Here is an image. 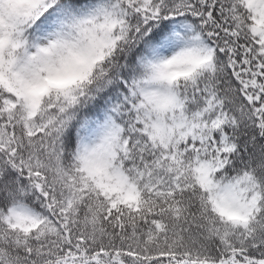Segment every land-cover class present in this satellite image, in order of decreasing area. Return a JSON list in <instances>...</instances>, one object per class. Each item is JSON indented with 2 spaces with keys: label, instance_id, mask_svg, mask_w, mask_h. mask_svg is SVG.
<instances>
[{
  "label": "snow or ice",
  "instance_id": "obj_1",
  "mask_svg": "<svg viewBox=\"0 0 264 264\" xmlns=\"http://www.w3.org/2000/svg\"><path fill=\"white\" fill-rule=\"evenodd\" d=\"M0 264H264V0H0Z\"/></svg>",
  "mask_w": 264,
  "mask_h": 264
}]
</instances>
